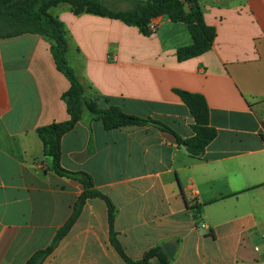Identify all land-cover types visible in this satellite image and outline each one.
Returning a JSON list of instances; mask_svg holds the SVG:
<instances>
[{"label":"crops","instance_id":"0c3cea01","mask_svg":"<svg viewBox=\"0 0 264 264\" xmlns=\"http://www.w3.org/2000/svg\"><path fill=\"white\" fill-rule=\"evenodd\" d=\"M199 1L217 37L183 62L177 50L192 43L184 23L159 17L147 37L68 4L53 8L63 11L53 15L88 99L163 122L186 140L194 121L174 90L197 93L218 131L197 160L152 124L106 130L87 113L62 138L61 164L89 174L112 201L118 241L134 262L177 242L171 264H264V0ZM70 86L47 38H0V264H26L50 247L84 191L52 170L37 132L70 119ZM44 264H127L110 243L104 200L86 202Z\"/></svg>","mask_w":264,"mask_h":264},{"label":"trees","instance_id":"16d2710c","mask_svg":"<svg viewBox=\"0 0 264 264\" xmlns=\"http://www.w3.org/2000/svg\"><path fill=\"white\" fill-rule=\"evenodd\" d=\"M120 1L127 3L129 8L113 10L103 0H0V27H2L0 38L8 39L25 34L47 38L51 42V52L58 71L70 82V89L63 95L70 119L63 123L54 122L40 127L37 132L43 142L44 156L52 161V170L61 177L79 182L84 189L74 205L70 219L58 230L52 245L36 252L26 264H44L59 243L69 234L86 202L95 198L106 202L110 243L127 264H150L152 259H158L160 264H171L161 247L149 250L139 262L131 260L118 241V234L114 229L117 211L112 201L95 190L94 181L89 174L70 172L62 167V138L76 127L85 114H91L95 119L101 121L106 130L152 124L162 131L175 135L178 143L183 144L187 153L197 160L202 159L208 145L218 136V131L210 124V109L207 100L201 94L174 90L188 108L194 121L193 136L186 140L177 136L163 122L128 115L117 106L102 108L97 100L86 97V87L68 62L69 45L65 24L51 13L53 8L61 4L70 5L75 15L87 13L121 21L127 26L138 28L147 37L154 33L151 24L154 19L159 17L167 16L174 23H184L189 29L192 43L177 50L176 57L179 62L199 57L214 46L217 31L214 27L206 24L199 0ZM262 128L261 138L264 142V121H262ZM195 219H197L196 216Z\"/></svg>","mask_w":264,"mask_h":264},{"label":"rangeland","instance_id":"374dc122","mask_svg":"<svg viewBox=\"0 0 264 264\" xmlns=\"http://www.w3.org/2000/svg\"><path fill=\"white\" fill-rule=\"evenodd\" d=\"M105 4L113 10H125L129 8V5L125 2H122L120 0H104ZM52 14L56 16H60L63 14V11L60 9H52ZM2 29V27H0Z\"/></svg>","mask_w":264,"mask_h":264},{"label":"water","instance_id":"95a60500","mask_svg":"<svg viewBox=\"0 0 264 264\" xmlns=\"http://www.w3.org/2000/svg\"><path fill=\"white\" fill-rule=\"evenodd\" d=\"M178 243H167L162 246L164 253L168 257L169 260H172L174 258V255L176 253V247Z\"/></svg>","mask_w":264,"mask_h":264}]
</instances>
